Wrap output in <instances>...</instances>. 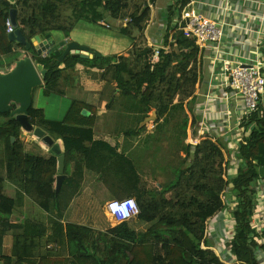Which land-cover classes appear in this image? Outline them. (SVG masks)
I'll use <instances>...</instances> for the list:
<instances>
[{"label":"trees","instance_id":"obj_1","mask_svg":"<svg viewBox=\"0 0 264 264\" xmlns=\"http://www.w3.org/2000/svg\"><path fill=\"white\" fill-rule=\"evenodd\" d=\"M130 1L30 0L12 4L1 0L0 61L15 52V42L9 39L6 22L18 5L23 8L19 29L32 45V39L40 35L60 33L69 36L77 23H98L106 13L117 20L125 18ZM64 9L70 10L71 15H64ZM148 11L134 14L129 25L140 26ZM165 37V47L170 46L171 51L161 50L159 60L154 64L151 61L153 49L138 46L128 57L97 54L90 59L68 56L63 62L55 54L43 58L35 48L32 50L35 63L47 71L44 78L47 96L61 92L59 84L64 71L76 64L110 71L121 91V109L138 122L137 128L127 131L126 136L139 135L146 130L140 125L152 111H157V132L144 142L147 146L150 141L161 143L163 139L158 135L171 128L177 115L184 114V101L191 99L189 105L197 102L194 87L202 77L203 55L196 43L176 29H168ZM170 39L175 42L170 43ZM17 48H21L19 44ZM62 64H65L63 69L60 68ZM11 67L12 63L7 68L1 64L0 71ZM181 95L185 99L177 102L176 98ZM39 114L41 112L34 106L30 109L31 124L64 143L67 179L56 195L58 158L53 154L43 157L28 151L22 140L20 123L10 114H0V170L6 171L5 176L0 174V264H194L184 258L185 252L192 255L195 264H262L258 251H264V228L258 230L252 221L256 210L264 205V104L260 103L258 109L244 119V136L235 149H228L226 143L218 139L205 140L195 148L185 145L189 123L186 117L178 136H174L183 145L182 152L186 153L184 163L191 164L186 170L179 168L175 178L159 189L160 193L158 190H142L134 162L119 155L107 142L95 139L97 109L74 101L63 121L48 120ZM173 129L169 131L172 138ZM37 147L41 149L39 145ZM109 153L114 154L113 157ZM226 155L230 160L226 161ZM117 160L121 162L118 164ZM235 161L240 165L235 176L228 179ZM122 162L127 165H121ZM87 170L103 176L121 171L129 193L136 196L139 207L138 215L131 220L150 225L149 228L140 231L131 220L125 221L105 236L104 248L99 249L92 228L65 225L67 212L82 188ZM7 181L16 188L14 197L5 192ZM183 182L187 186L193 185L189 189L195 188L200 193L198 197L194 195L195 200L188 204L182 198ZM176 189L179 191L174 203L165 196ZM230 194L235 195L236 201L231 209L227 203ZM160 195L162 199L158 201ZM146 196L153 199L147 201ZM25 200H30L49 216L48 228L36 219L29 218L21 223L12 221L15 213L25 206ZM178 206L195 207L196 211L179 216L168 213L169 209ZM226 212H230L226 217L234 226L233 234L223 243L228 257L223 258L215 253L214 243L210 242L212 238L207 234L209 223ZM10 234L14 237L13 250L12 255L7 256L3 254V246L5 237ZM52 245L54 247L50 248ZM160 246L164 255L157 253ZM65 251L68 257H62L66 256Z\"/></svg>","mask_w":264,"mask_h":264},{"label":"crops","instance_id":"obj_2","mask_svg":"<svg viewBox=\"0 0 264 264\" xmlns=\"http://www.w3.org/2000/svg\"><path fill=\"white\" fill-rule=\"evenodd\" d=\"M12 4L23 3L24 1L30 0H7ZM138 1V0H136ZM145 4L135 3L129 4L128 10L125 12L131 15V18H120L114 19L110 14L106 13L105 18L98 23L90 22H79L75 25L73 31L69 36H65L60 33H54L52 36L55 40L62 41L68 39L70 42L77 43L81 47H85L89 50L90 59H93L97 54L106 57L112 56H124L128 57L130 51L135 46H140L141 38L147 42V46L153 49L154 46H160L161 40L160 36L157 34V38H153L151 33L155 28H163L161 30L176 29L179 23L181 12L186 8H193L200 13L206 15L214 21H217L224 29V37L217 47L209 48L206 50H200L202 58V77L201 80L196 85L197 91L195 95L197 97V102L195 104L189 105L190 100L184 101L185 105V116L188 118L187 127V142L192 140H198L199 132H207L206 139H201L200 144L208 139L217 141L223 140L228 149L232 144L235 146L234 142L238 139H242L244 136V129L242 128L241 121L245 116V108L242 99L232 97V93L225 87V72H224V62L232 61L233 66L235 64H255L260 61L264 70V0H144ZM147 1V2H146ZM144 3V2H143ZM148 9V16L145 18L140 26L129 25L125 23L126 20H131L134 14L141 15L142 11ZM17 21L20 27V19L23 13L22 5L17 6ZM109 18H113L115 21L114 26L116 30L115 34L108 36V40L113 42L125 41L127 43V36H132L134 34L130 33V28H135L139 30V36L132 38L134 43L128 47L113 48L102 47L99 49L97 47V40H92L96 37L94 31L90 33L91 25H100L109 30H113L112 24H107ZM68 24V22L66 23ZM87 29H85V28ZM93 30V29H91ZM134 33V32H133ZM161 34V33H160ZM97 38H105L99 36ZM162 35V34H161ZM105 36V35H104ZM166 33L164 38L166 40ZM102 37V38H101ZM34 39V38H33ZM32 39V43H33ZM164 40V44H165ZM172 39L170 40L171 43ZM138 44V45H137ZM33 45V44H32ZM21 47V46H20ZM165 47V45L163 46ZM24 47L19 48L21 51ZM64 51L61 52L60 61L63 62L66 58H62ZM77 53V52H75ZM23 56L15 60L12 64L11 69L7 72L0 71V73H8L14 69L16 62L25 56L29 55L34 61V57L26 49L22 52ZM86 54V52H85ZM40 55V54H39ZM73 58H78L72 56ZM200 58V59H201ZM35 62V61H34ZM36 64V63H35ZM38 70L41 71L40 67L36 64ZM65 64H62L60 68H64ZM60 93H54L49 96L45 95L44 84L34 91L33 95V106L38 111L41 112L39 117L44 116L48 120H53L56 114L62 117L63 114H67L70 106L74 101L87 104L90 107L97 109L98 118L106 116L107 114L111 116L115 113L112 109L114 104L118 109L121 108L123 98L120 96L121 91L118 89L116 82L113 81L111 72L108 73L106 70H100L97 68H91L83 64H76L73 67H69L64 71L63 78L59 84ZM231 95V96H230ZM263 96V97H262ZM261 96L260 103L264 104V94ZM59 98V99H57ZM54 101H58V106L63 108L60 113H58L59 108L55 105L54 110L48 111L51 108V104ZM190 108V110H189ZM65 109V110H64ZM194 110V112L192 111ZM122 111V110H121ZM119 111V113H121ZM65 114V116H66ZM127 115V114H126ZM58 121V120H53ZM62 121V120H61ZM99 124V119L97 120ZM158 123V122H157ZM96 127V126H95ZM155 127V126H154ZM95 130V128H94ZM23 132L22 140L25 142L26 149L30 152L40 154L43 157H49L50 151L45 149L40 141L27 136ZM126 134L120 136H114V134H97L95 131V139L97 141L107 142L113 149L117 150L119 155H123L128 158L135 165L137 175L140 179L139 187L142 190L149 188L144 187V175L140 171L141 160L143 159V154L149 152V148L144 151L139 150L141 153L138 154L137 148H128L126 146L127 138ZM128 137V136H126ZM61 143L63 151L65 153V146L62 140H58ZM40 146L38 148L37 146ZM191 146V145H189ZM192 147V146H191ZM236 147V146H235ZM193 148V147H192ZM235 149V148H233ZM108 152V151H105ZM113 157L114 154L109 153ZM115 160V158H114ZM118 164L121 162L119 160ZM235 161L231 166V175L229 177H234L237 171L238 162ZM127 165L126 162H122L121 165ZM72 170L74 164L71 166ZM1 176L6 175L4 169L0 170ZM128 184L124 180L121 171L115 170L111 172L108 176L97 174L93 170H87L85 178L82 182V188L80 192L74 197L73 202L67 212L66 220L64 224H74L78 226L90 227L95 231L96 236V246L97 248H104L105 236L109 235L112 229L121 225L123 222L118 221L111 217L106 207L110 202L117 200L126 199H136V196L129 193ZM5 192L8 196L14 197L16 193V188L9 181L6 182ZM233 195V194H232ZM235 197L230 196L228 198L229 209L234 208ZM264 201V199H263ZM94 205L102 207L105 205L106 211L103 213L97 212ZM230 212L226 215L225 213L219 214L217 217L221 216L218 225L212 230L210 228L207 237L217 238V230L224 232L223 219L229 216ZM216 217V218H217ZM36 219L42 222L47 228L49 227V216L42 211L40 208L36 207L30 200H25V206L20 212H16L12 217V221L16 223H21L27 219ZM227 218V217H226ZM213 231H216L212 233ZM216 233V234H215ZM13 235H8L5 237L3 254L7 256L12 255L13 250ZM215 247V245L213 246ZM56 251L58 248H55ZM215 253L220 256V247L213 248ZM220 250V252H219ZM59 252V251H58ZM259 261L264 264V251H258ZM64 255V254H62ZM66 256L69 255L65 251Z\"/></svg>","mask_w":264,"mask_h":264},{"label":"rangeland","instance_id":"obj_3","mask_svg":"<svg viewBox=\"0 0 264 264\" xmlns=\"http://www.w3.org/2000/svg\"><path fill=\"white\" fill-rule=\"evenodd\" d=\"M135 3H139V4L141 3L143 5V4H145V1L144 0H138V1L132 0L131 1V5H134ZM63 14L70 16L71 12L68 9H64ZM124 16H125L124 19L131 18V15H128L126 12H125ZM115 21L116 20H114L113 18H109V22L107 23V24L113 25L114 29L112 31L105 28V27H102L100 25H91L92 27H90V33H92L94 31L95 33H92V34H94L96 36V37H93L92 40H94V41L97 40V42H98L97 47L99 49H101L102 47H110L111 49L122 48L123 46H126L127 43H128V47H129L131 44L134 43V39L132 38V36H134V37L139 36V30L138 29L130 28V33L134 34V35L127 36V40H126L127 43L125 41L124 42L123 41L115 42L113 39L114 44L113 43L111 44L112 40L110 42L108 40V38H109L108 36L111 35V38H112V35L115 34L114 33V31L116 30V27L114 26ZM128 21H130V19L127 21L125 20L124 22L129 23ZM85 29H87V28H85ZM91 29H93V30H91ZM161 29H163V28H160V27L155 28V29H153V33H151V36L153 38L154 37L157 38V35L160 36L159 39L163 38V40H161V42H160L161 43L160 46H158V47L154 46L153 47V52H154V50H161L160 47H163L165 45L164 44V40H165L164 35L166 33V30H161ZM99 33L102 34L99 36H103L105 38H102V37H101L102 39L97 38L98 37L97 35ZM140 43L141 44H139L140 46H138V47H141L143 49L149 48L147 46V42L144 39L141 38ZM24 49L25 48H23L20 51L19 48H17V43H15V52L10 56L1 59L0 65L2 64L5 68H7L8 64H10V63L13 64L15 60H17L23 56L22 52ZM28 52L31 53L32 55H34L33 50H30ZM2 71L7 72L8 70L3 69ZM194 89L196 92L197 91L196 86L194 87ZM57 99H59V98H57ZM182 99H185L183 97V95L178 96L176 98V101L180 102V101H182ZM55 105L59 108L58 113H60L61 110L63 111V108H60L58 106L59 105L58 101H54L51 104V108H49L48 111L54 110L53 107ZM115 105L116 104H114L112 106V109L115 112L112 116H111V114L110 115L107 114L106 116H103L101 118H98V117L96 118V124H95L96 127H94V128H95V131L97 134H105V135L106 134H111V135L114 134V136L116 137V136H120L122 134H126V132L131 130V129L134 130L137 128L138 122H136L134 117L131 114H129L127 111L124 112V109H121V108L118 109V107H115ZM119 111H121V113H119ZM65 114H63L62 117H59L60 116L59 114H56L55 117H50V116H47V117L53 118V120H58V121L62 120L63 121V119L65 118ZM185 118H186V116L183 113H181L180 115H177V118L172 123L171 128L168 131H165L164 133H161L158 135L161 137V139H163V140L160 139L161 143H156L155 141H153V142L150 141L151 143L149 145L146 146V143L144 144V142L148 139V137L154 135V133L157 132L156 131L157 123L147 125L146 130L141 131V133L139 135H131L128 137L125 136V138H127L126 140L124 139V141H127L126 146L128 148H137L135 150L138 151V154L141 153L139 150L144 151L147 147L149 148V150H148L149 152H147L145 154L141 153L143 155V159L141 160V166H140L141 167L140 171L144 175V187L149 188V189H146L147 191L148 190H158V192H159L161 189H163V187L165 185H168L175 178V173L179 168L186 170L190 166L191 162L184 163V159L186 158V153H184V151L182 152L183 145L178 143L177 139H176L179 132L181 131L180 127L182 126ZM98 119H99V124L97 122ZM153 126H155V127L152 128ZM140 127H141V125H140ZM172 128H174L173 130H175V132L173 133V138L170 137L171 135H169V131ZM140 130L141 129L139 128V131ZM139 131L137 130V132H139ZM166 132H168V134ZM25 134L27 136H24V138L25 137H32V138L38 140L37 138L34 137L33 134H29L26 132H25ZM186 142H187V140H186ZM234 144L236 147L233 146V144L230 147L237 148L238 145H236V143H234ZM185 145H187V144L185 143ZM45 149H47V148H45ZM50 154H52V153L50 152L48 155H50ZM227 160H230V157H228L226 155V161ZM218 161H220V160H218ZM237 164L240 165V162ZM216 168L218 169V167H216ZM228 179H229V176H228ZM185 182H186V180H185ZM185 182H183L184 184H182L183 186H182V188L181 187L180 188L184 193L182 198L186 199L185 202L188 204L191 201L195 200V198H193L194 195L196 197H198V195H200V193H198V190L195 188L189 189V188H192L193 185L187 186L185 184ZM178 191H179L178 189L173 190L172 193L168 194L165 197L167 199H171L172 201H174V203H176V201H177L176 200V194L178 193ZM231 196L235 197V195H231ZM145 199H147V201H151L153 198L146 196ZM161 199H162V195L159 196L158 201ZM234 202H236V201L234 200ZM235 205H236V203H235ZM94 206H95L97 212H99V213L100 212L103 213L104 211H106L105 205H103L102 207H100L98 205H94ZM192 211H196V208L193 207V208L188 209V208H183V207L178 206L177 208L174 207V208L169 209L168 213H171L172 215H175V216H179V215H183L184 213H190ZM220 219H221V216H219V217H217L211 221L210 228L212 230H214V228L218 225ZM135 221H137V220H135ZM135 221L131 220L130 222L133 223L134 227L140 231H146L150 226V225L139 223V222L135 223ZM223 224H224V227H223L224 232L221 233V231L217 230V234L215 233L216 235H218V236H216L217 238H213V239H211V240L209 239V240H210V242L213 241L215 247L219 248L221 245V252L219 250L220 256L223 258H228L227 253H226V251H227L226 245L224 246L223 243L227 242V237L231 236L233 234L232 226H234V224L232 221H230V218L228 219L226 217H224V219H223ZM214 232H216V231H213L212 233H214ZM158 248H159V251L157 249V253L160 255H164V252L162 251V246H160ZM184 258L187 259V261H190V262L195 264V259L192 257V255L190 253L185 252Z\"/></svg>","mask_w":264,"mask_h":264},{"label":"water","instance_id":"obj_4","mask_svg":"<svg viewBox=\"0 0 264 264\" xmlns=\"http://www.w3.org/2000/svg\"><path fill=\"white\" fill-rule=\"evenodd\" d=\"M10 20L15 27V32L9 35L12 42L24 47L27 51L35 48L38 54L48 51L49 54L59 56L62 51L66 58L69 54L75 57L89 58V50L81 47L77 43L65 42L57 43L52 35H40L33 39V45L28 43L21 29H19L17 21V10H12ZM77 52V53H75ZM86 52V54H85ZM47 71L38 70L32 57L29 55L18 60L14 69L8 73H0V114H10L21 125L22 131L33 134L41 144L47 148L54 156L58 158V171L56 177V195L62 189L64 181L67 179L65 175L66 158L60 141H56L51 135L40 127H35L29 119L30 109L33 107L34 91L44 84V78ZM159 121L157 111H152L149 117L141 124V128L149 124H155Z\"/></svg>","mask_w":264,"mask_h":264},{"label":"built area","instance_id":"obj_5","mask_svg":"<svg viewBox=\"0 0 264 264\" xmlns=\"http://www.w3.org/2000/svg\"><path fill=\"white\" fill-rule=\"evenodd\" d=\"M129 22H132V20H130ZM6 30L9 35L15 32V27L10 18L6 22ZM176 30L183 33L185 38L193 40L200 50L217 47L224 37V29L217 21L212 20L211 18L193 8H186L181 12ZM56 42H65L66 44L72 43L68 39L62 41L56 40ZM174 42V40L171 41V43ZM160 48L161 50H164L166 52L171 51L170 46ZM161 50H154V55L151 60L153 64L158 62ZM40 55L43 58H47L50 56L48 51H45ZM223 67V70L226 74L225 87L232 93V97L242 99L245 108V119L258 109L261 101V96L264 94L263 66L261 65L260 61L255 64L243 63L235 64V66H233L232 61H225ZM244 119L240 124L243 125ZM152 128H154V126ZM207 137H209V135H207V132L204 133L200 131L198 140L190 141L189 145L195 148L200 145L201 139H206ZM241 141L242 139H238L234 143L239 146V143ZM124 201L113 202L123 203ZM138 213L139 211H130L129 217L127 219H121L120 221H129L135 218ZM252 223L258 230H263L264 205L256 210ZM51 247H54V245L50 246V248ZM55 248L57 247L55 246Z\"/></svg>","mask_w":264,"mask_h":264},{"label":"clouds","instance_id":"obj_6","mask_svg":"<svg viewBox=\"0 0 264 264\" xmlns=\"http://www.w3.org/2000/svg\"><path fill=\"white\" fill-rule=\"evenodd\" d=\"M117 201H124V200H117ZM106 207L108 214L115 218L116 220L120 221L121 219H127L130 215V211L132 212H138L139 207L137 200L132 199H126L123 203L119 202H110Z\"/></svg>","mask_w":264,"mask_h":264}]
</instances>
